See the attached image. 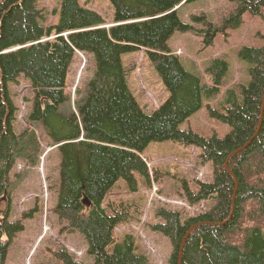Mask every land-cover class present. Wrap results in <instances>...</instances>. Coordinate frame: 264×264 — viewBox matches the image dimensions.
Instances as JSON below:
<instances>
[{"label":"trees","instance_id":"obj_1","mask_svg":"<svg viewBox=\"0 0 264 264\" xmlns=\"http://www.w3.org/2000/svg\"><path fill=\"white\" fill-rule=\"evenodd\" d=\"M110 1L118 24L108 28L105 17L80 0H61L57 21H49L40 0H0V200L19 158L25 153L29 163H36L39 142L34 135H19L14 124L19 108L10 85L25 75L34 90L29 120L44 126L61 156L54 213L83 235L94 258L81 262L56 247L53 256L60 263L150 264L133 236L116 242L115 230L130 220V206L106 201L120 179L130 191L137 190L134 172L151 185L142 152L153 141L171 140L198 146L213 161L214 182H199L197 192L185 190L190 203H215L186 220L179 211L158 210L160 221L151 227L173 247L169 264H264V46L238 53L251 64L250 81L227 90L224 111L207 105L229 133L201 136L181 125L202 110L205 98L219 93L229 63L214 59L208 68L212 84L207 85L170 53L174 33L194 29L178 14V6L192 0ZM230 1L236 9L220 27L206 16L195 17L208 27L198 31L205 44L211 45L220 30L239 29L247 14L263 16L264 0ZM50 12L56 16L58 8ZM136 49L146 50L171 95L152 113L140 107L128 87L122 55ZM76 50L93 54L96 69L84 96L66 112L72 98L67 76ZM10 213L0 209V264H7L24 230Z\"/></svg>","mask_w":264,"mask_h":264},{"label":"rangeland","instance_id":"obj_2","mask_svg":"<svg viewBox=\"0 0 264 264\" xmlns=\"http://www.w3.org/2000/svg\"><path fill=\"white\" fill-rule=\"evenodd\" d=\"M80 2L82 6L97 10L105 17L106 23L103 26L109 28L118 24L110 0ZM40 6L48 8L49 21L58 20L61 0H40ZM179 6L181 20L194 29L176 31L168 43L170 53L178 56L183 66L201 77L202 82L207 85L212 84L208 68L213 60L221 58L229 63V72L219 93L209 99L205 98L202 110L184 121L181 127L205 137L214 133L224 137L229 133L230 127L211 117L207 105L224 111L227 107L224 104L227 90L235 88L238 83L249 84L251 64L242 60L238 53L244 48L264 46V10L262 17L254 13L247 14L239 29L229 30L227 33L218 31L214 42L207 45L204 34L198 31L207 30L208 27L201 21H196L195 17L206 16L210 22L220 27L223 18L235 11V4L230 0H192ZM55 8H58V14L52 16L50 11ZM122 63L127 69L128 87L146 113H152L169 100L170 92L145 49L123 54ZM95 69L93 54L76 51L66 85V91L72 98L64 111L72 112V102L84 96ZM25 77L21 75L17 83L10 85L19 108L14 122L15 129L19 135H34V141L39 143H36L37 153L33 157L36 163H29L25 153L19 158L10 175L11 180L7 183V193L0 200V209L10 210V219L14 222L22 221L24 226L10 248L7 264H62L53 256L56 247L66 248L78 261L92 263L94 258L87 252V242L83 235L66 226V222L54 213L60 183L61 156L58 146L51 141L44 126L29 120L34 90L30 80ZM142 156L151 170V185L145 183L140 173L134 172L137 190L130 191L125 180L120 179L109 194L106 204L124 203L130 206V220L115 230L117 243L131 235L139 244L140 252L149 258L150 264H169L173 247L169 239L154 231L151 225L160 221L157 214L160 208L179 211L183 220L209 210L214 201L190 203L185 189L197 192L199 182H214V163L202 156L200 147L171 140L151 142ZM257 161L263 163V157H259ZM114 246L115 244L110 245L109 249Z\"/></svg>","mask_w":264,"mask_h":264},{"label":"water","instance_id":"obj_3","mask_svg":"<svg viewBox=\"0 0 264 264\" xmlns=\"http://www.w3.org/2000/svg\"><path fill=\"white\" fill-rule=\"evenodd\" d=\"M7 193V191L5 192V194ZM88 204L90 205V203L88 202ZM182 256V253L180 254Z\"/></svg>","mask_w":264,"mask_h":264},{"label":"bare ground","instance_id":"obj_4","mask_svg":"<svg viewBox=\"0 0 264 264\" xmlns=\"http://www.w3.org/2000/svg\"><path fill=\"white\" fill-rule=\"evenodd\" d=\"M76 51H79V50H76ZM94 75H95V73H94ZM93 78V77H92ZM91 80V79H90Z\"/></svg>","mask_w":264,"mask_h":264}]
</instances>
